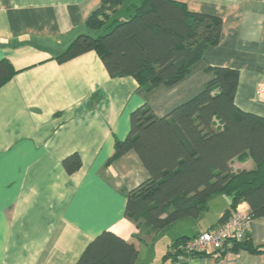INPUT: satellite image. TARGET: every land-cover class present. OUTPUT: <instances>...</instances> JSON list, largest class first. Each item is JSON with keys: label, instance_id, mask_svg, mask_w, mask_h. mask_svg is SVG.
Segmentation results:
<instances>
[{"label": "crops", "instance_id": "0c3cea01", "mask_svg": "<svg viewBox=\"0 0 264 264\" xmlns=\"http://www.w3.org/2000/svg\"><path fill=\"white\" fill-rule=\"evenodd\" d=\"M174 1L219 18V41L180 81L145 91L132 77L111 78L93 51L63 63L55 59L78 35L97 34L86 21L100 0H0V61L13 71L0 87V264H76L105 230L135 246L138 264L159 235L168 249L175 239L212 227L229 206L227 196H214L196 219L144 240L125 217V194L148 172L133 151L108 162L115 142L126 138L134 110L147 105L156 116L166 115L204 88L213 67L235 70V105L264 118V102L256 96L264 85V0ZM139 3L125 0L119 15ZM73 153L81 165L69 175L62 160ZM230 167L238 172L254 165L249 158L233 159ZM236 210L247 213L249 207L242 202ZM250 236L262 247L257 253L195 257L187 264H264V217L252 222ZM157 253L153 259L160 264L166 252Z\"/></svg>", "mask_w": 264, "mask_h": 264}, {"label": "trees", "instance_id": "16d2710c", "mask_svg": "<svg viewBox=\"0 0 264 264\" xmlns=\"http://www.w3.org/2000/svg\"><path fill=\"white\" fill-rule=\"evenodd\" d=\"M100 0L101 6L86 21L95 35H78L55 59L63 63L93 51L111 78L132 77L150 91L160 84L174 85L201 58L205 48L219 41L221 20L191 12L174 0ZM212 79L189 100L164 116L147 105L130 115V129L117 140L112 162L133 151L148 178L125 194V217L144 240L184 219H196L217 195L229 198L218 222L203 232L221 227L245 202L251 222L264 217V118L240 110L234 103L238 74L224 67L211 68ZM13 71L0 61V87ZM251 159V170L233 172V159ZM77 153L62 160L67 174L80 168ZM202 233V232H200ZM191 237L175 239L160 264H187L191 258L214 257L246 250L257 253L250 231L232 239L222 250L187 253L181 247ZM141 238V237H140ZM138 251L132 243L105 230L85 248L76 264H135ZM182 258L184 261H180Z\"/></svg>", "mask_w": 264, "mask_h": 264}, {"label": "built area", "instance_id": "2783aa9c", "mask_svg": "<svg viewBox=\"0 0 264 264\" xmlns=\"http://www.w3.org/2000/svg\"><path fill=\"white\" fill-rule=\"evenodd\" d=\"M257 98L264 102V85L256 88ZM252 222L247 213L235 211L225 223L211 232H202L197 236L187 240L181 249L187 253L211 252L212 250H222L224 245L232 239L240 240L251 230ZM180 261H184L180 258Z\"/></svg>", "mask_w": 264, "mask_h": 264}, {"label": "rangeland", "instance_id": "374dc122", "mask_svg": "<svg viewBox=\"0 0 264 264\" xmlns=\"http://www.w3.org/2000/svg\"><path fill=\"white\" fill-rule=\"evenodd\" d=\"M130 1L132 2L134 0H130ZM170 232H173V231L170 230ZM166 243H167V239L163 238L162 234H161V236L159 235L158 238L156 239V242H154V244H151L148 247V249L145 247L143 248V251L141 252L140 260H139L138 264H141V263H143V264H158L159 260L153 259L154 258L153 252L157 251L158 252L157 256L163 255L167 250L166 246H165ZM159 251H161V253H159Z\"/></svg>", "mask_w": 264, "mask_h": 264}]
</instances>
